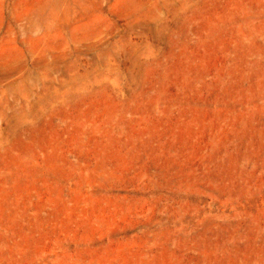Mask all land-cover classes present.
<instances>
[{
  "label": "rangeland",
  "instance_id": "1",
  "mask_svg": "<svg viewBox=\"0 0 264 264\" xmlns=\"http://www.w3.org/2000/svg\"><path fill=\"white\" fill-rule=\"evenodd\" d=\"M0 264H264V0H0Z\"/></svg>",
  "mask_w": 264,
  "mask_h": 264
}]
</instances>
